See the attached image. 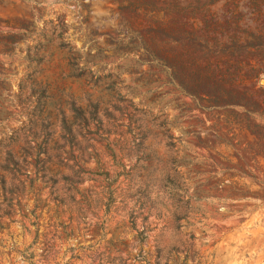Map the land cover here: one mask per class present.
Returning <instances> with one entry per match:
<instances>
[{
  "label": "rangeland",
  "instance_id": "374dc122",
  "mask_svg": "<svg viewBox=\"0 0 264 264\" xmlns=\"http://www.w3.org/2000/svg\"><path fill=\"white\" fill-rule=\"evenodd\" d=\"M263 80L264 0H0V264H264Z\"/></svg>",
  "mask_w": 264,
  "mask_h": 264
},
{
  "label": "trees",
  "instance_id": "16d2710c",
  "mask_svg": "<svg viewBox=\"0 0 264 264\" xmlns=\"http://www.w3.org/2000/svg\"><path fill=\"white\" fill-rule=\"evenodd\" d=\"M70 55H71L70 59H72L70 63L74 66H77L78 69L80 70L79 72L76 73L83 74L84 72H86V70L88 69L87 64L83 66L79 65L80 62L79 60L84 59L86 61L85 56L79 51L74 53L73 55L72 54ZM151 57L153 58L154 61H160L159 56L151 55ZM120 84L121 82L115 79L112 80L110 86L113 90H115L117 89L116 86ZM93 106H94V113L96 117L99 118L98 115L99 102L93 103ZM81 113L84 115L86 113L85 109L82 108ZM85 119L87 120V118ZM66 129H67V133L65 136L67 137L66 138L67 142L66 145L60 147L64 151L67 147H74L76 146V144H78V142H76L77 136L73 130V125L67 126ZM26 152L31 153L32 155H36L35 166L38 167L43 177H47L49 178L50 181H52L53 187H55L58 184L60 179H62L65 182V184L67 185V189H76L77 185L82 184V180L80 176H81V168L83 167H81L75 161L74 165L69 166V168L73 171L72 174L63 173L61 167L63 166L64 161L63 159L62 160L60 159L57 162H54V159L49 155L48 142L39 143V145L34 146L33 148H26ZM42 155H45V157L42 158ZM83 162L89 163V159H83ZM167 180H168V185L170 186V198L173 199L174 202H178L180 205L182 202L186 200L187 192H189V188L185 185L183 181L180 180L178 176H170L167 178ZM192 198L193 197L188 196V200H187L188 204L190 203ZM175 250L179 252L181 251L179 247L175 248Z\"/></svg>",
  "mask_w": 264,
  "mask_h": 264
},
{
  "label": "water",
  "instance_id": "95a60500",
  "mask_svg": "<svg viewBox=\"0 0 264 264\" xmlns=\"http://www.w3.org/2000/svg\"><path fill=\"white\" fill-rule=\"evenodd\" d=\"M263 82H264V80H263Z\"/></svg>",
  "mask_w": 264,
  "mask_h": 264
}]
</instances>
